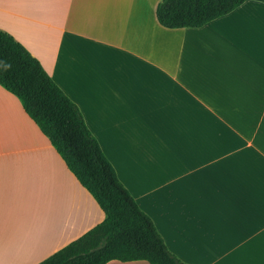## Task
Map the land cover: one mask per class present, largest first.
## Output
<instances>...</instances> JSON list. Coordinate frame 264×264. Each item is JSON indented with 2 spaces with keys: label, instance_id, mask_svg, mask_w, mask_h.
<instances>
[{
  "label": "crops",
  "instance_id": "obj_1",
  "mask_svg": "<svg viewBox=\"0 0 264 264\" xmlns=\"http://www.w3.org/2000/svg\"><path fill=\"white\" fill-rule=\"evenodd\" d=\"M160 1L0 0V30L78 107L169 252L264 264V0L183 29L159 25ZM104 219L0 86V264H39Z\"/></svg>",
  "mask_w": 264,
  "mask_h": 264
},
{
  "label": "trees",
  "instance_id": "obj_2",
  "mask_svg": "<svg viewBox=\"0 0 264 264\" xmlns=\"http://www.w3.org/2000/svg\"><path fill=\"white\" fill-rule=\"evenodd\" d=\"M245 1L161 0L156 17L166 29L200 28ZM0 86L19 100L24 112L105 215L102 223L39 264H186L169 252L151 219L118 180L78 107L40 63L1 30Z\"/></svg>",
  "mask_w": 264,
  "mask_h": 264
}]
</instances>
